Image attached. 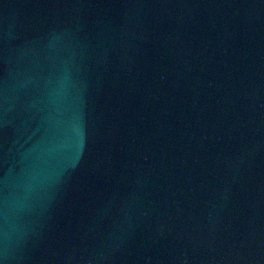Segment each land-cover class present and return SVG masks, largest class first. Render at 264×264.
Masks as SVG:
<instances>
[{
  "label": "water",
  "instance_id": "1",
  "mask_svg": "<svg viewBox=\"0 0 264 264\" xmlns=\"http://www.w3.org/2000/svg\"><path fill=\"white\" fill-rule=\"evenodd\" d=\"M0 264H264V0H0Z\"/></svg>",
  "mask_w": 264,
  "mask_h": 264
}]
</instances>
